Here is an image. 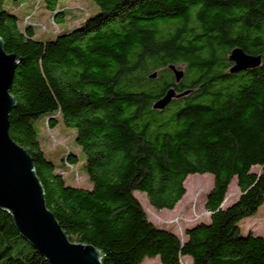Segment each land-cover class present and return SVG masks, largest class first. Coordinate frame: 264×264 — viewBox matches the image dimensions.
Masks as SVG:
<instances>
[{"label":"trees","instance_id":"1","mask_svg":"<svg viewBox=\"0 0 264 264\" xmlns=\"http://www.w3.org/2000/svg\"><path fill=\"white\" fill-rule=\"evenodd\" d=\"M4 1L0 39L21 59L9 135L30 155L69 240L96 248L102 264H181L185 256L192 264H264V235L242 236L239 227L264 205V0H91L97 15L44 41L32 25L20 29ZM61 1L71 0H39L56 12L53 23L67 9ZM234 49L260 65L231 73ZM170 65L183 66L179 83ZM171 88L190 92L153 110ZM56 116L76 131L90 189L67 185L40 148L32 121L43 117L53 128ZM196 174L213 178L209 220L181 242L148 220L134 193L172 211ZM233 180L240 195L223 208ZM0 264H49L1 210Z\"/></svg>","mask_w":264,"mask_h":264},{"label":"rangeland","instance_id":"2","mask_svg":"<svg viewBox=\"0 0 264 264\" xmlns=\"http://www.w3.org/2000/svg\"><path fill=\"white\" fill-rule=\"evenodd\" d=\"M4 8L17 18L20 29L30 23L34 29L35 38L53 40L58 32L72 31L81 27L85 21L99 13V8L91 0H75L74 2L61 1L58 8L67 7L64 18L53 23L54 13L46 10L39 0H5ZM28 15V16H27ZM30 16V17H29ZM30 25V26H31ZM184 71L182 65L177 67ZM159 71H155L158 74ZM46 118L32 121L37 141L44 156L53 163L57 172L62 173L65 183L72 187L86 188L89 181L84 172L85 157L81 148L75 143L76 131L65 126L60 116H56V125L49 128ZM69 154L77 158V163L67 167L62 160ZM258 171V168H253ZM185 195L169 212L155 210L150 206L146 195L135 192L134 197L144 209L148 220L158 228L171 231L181 242L185 240L184 231L196 224L209 220V214L204 210L205 195L212 187L213 178L209 174L190 175L186 178ZM185 180V181H186ZM184 181V182H185ZM184 186V183H183ZM239 194L236 181L233 180L228 188L224 205L234 200ZM242 236L252 233L256 236L264 235V205L261 206L253 219H244L239 223ZM181 264H192L190 257H182ZM141 264H160L159 259H144Z\"/></svg>","mask_w":264,"mask_h":264},{"label":"water","instance_id":"3","mask_svg":"<svg viewBox=\"0 0 264 264\" xmlns=\"http://www.w3.org/2000/svg\"><path fill=\"white\" fill-rule=\"evenodd\" d=\"M20 60L4 51L0 39V210L8 213L16 232L49 264H102L96 248L69 240L46 207L44 190L30 155L9 135V115L16 104L10 90ZM229 60L234 63L231 73L260 65L259 56H248L241 49H234ZM168 68L179 83L183 71L173 65ZM155 77L156 73L150 75L152 79ZM189 92L176 95L171 88L152 109L163 110L173 98L184 97Z\"/></svg>","mask_w":264,"mask_h":264},{"label":"crops","instance_id":"4","mask_svg":"<svg viewBox=\"0 0 264 264\" xmlns=\"http://www.w3.org/2000/svg\"><path fill=\"white\" fill-rule=\"evenodd\" d=\"M68 2H71V3H72V2H74V0H71V1H68ZM62 18H64V17H62ZM90 188H91V185L88 184V186L86 187V189H90ZM239 195H240V192H239L238 196H237L234 200H230V202H228L226 205H224L225 200H226V197H225L224 202H223V204H222V207L225 208V207L229 206L231 203H233L234 201L237 200V198L239 197ZM226 196H227V195H226ZM177 204H178V203H177ZM169 212H171V211H169ZM254 216H255V215H254ZM254 216H253V217H250L249 219H253Z\"/></svg>","mask_w":264,"mask_h":264},{"label":"bare ground","instance_id":"5","mask_svg":"<svg viewBox=\"0 0 264 264\" xmlns=\"http://www.w3.org/2000/svg\"><path fill=\"white\" fill-rule=\"evenodd\" d=\"M187 181H188V179L184 182V187H185V184H186Z\"/></svg>","mask_w":264,"mask_h":264},{"label":"built area","instance_id":"6","mask_svg":"<svg viewBox=\"0 0 264 264\" xmlns=\"http://www.w3.org/2000/svg\"><path fill=\"white\" fill-rule=\"evenodd\" d=\"M26 25H31L30 23L26 24Z\"/></svg>","mask_w":264,"mask_h":264}]
</instances>
